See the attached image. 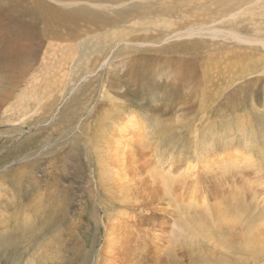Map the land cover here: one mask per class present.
Instances as JSON below:
<instances>
[{"label": "rangeland", "instance_id": "obj_1", "mask_svg": "<svg viewBox=\"0 0 264 264\" xmlns=\"http://www.w3.org/2000/svg\"><path fill=\"white\" fill-rule=\"evenodd\" d=\"M97 1H104L107 8L0 0V264H98L114 200L99 181L90 140L108 127L110 117L128 110L135 114L136 123H147L150 128L146 131L162 141L166 155L173 150L174 155L192 157V149L211 138L224 144V171L227 168L236 178L244 177L236 181L232 173L224 172L228 175H224V186L229 184L224 188L231 194L224 192V213L228 211L224 215V264H264V249L254 246L256 236L248 232L252 224L264 219V64L255 62L264 51L257 46L253 51L235 47L224 33L235 30L245 37L264 39V0H192L199 8L188 19L179 17L180 13H155L154 6L148 8L136 0L125 7H117L125 0ZM223 17L227 20L220 22ZM164 19L172 23L153 25ZM210 24L222 31L217 44L208 36H195L170 41L159 49L145 47L138 52L140 62L134 61L128 69L136 50L122 47L115 49L116 58L96 71L86 73L80 63L107 42L145 41L151 34L158 40ZM176 43L183 44L176 45L173 54L166 53ZM236 55L254 60L255 68L250 66V70L257 72L232 85L229 75L235 73ZM95 57L96 53L89 62L94 64ZM73 58L76 62L72 64ZM63 63L67 89L63 100L56 95L53 103L32 100L33 95L46 91L40 85L54 78L51 74ZM208 69L210 75L218 71L226 79L224 87H205ZM221 88L224 92L218 95ZM23 100L28 101L32 114H20L26 105L16 108ZM127 125L130 131H137L129 120ZM245 153L251 155L254 165L243 159ZM237 158L244 164V168L238 167L241 173L230 167ZM228 177L235 183L226 182ZM214 195H210L213 202ZM116 203L113 205H119ZM115 210L121 214L123 208ZM240 210L252 223L245 229L227 226ZM187 254L175 264H199L204 259L194 257L196 261Z\"/></svg>", "mask_w": 264, "mask_h": 264}, {"label": "bare ground", "instance_id": "obj_2", "mask_svg": "<svg viewBox=\"0 0 264 264\" xmlns=\"http://www.w3.org/2000/svg\"><path fill=\"white\" fill-rule=\"evenodd\" d=\"M46 1L51 2V3L55 2L56 4L60 6L72 7V6H76L82 3L87 6L86 8H90V9H106L107 8V5L105 4L104 1H97V0L96 1L94 0H46ZM131 1L133 0L122 1L117 4V7H125ZM136 1L141 2L142 4H145V6L148 8H149V5L154 6L155 13H160V14H165V15H169L172 13H180L179 17H186L187 19L194 17V16H190V14L192 12L194 13V10L199 8L195 3L192 2V0H172V1L170 0H136ZM229 15H232V14H229ZM224 20H227V18H224V17L221 18L220 22H224ZM168 23H172L171 20L164 19L162 21L154 23L153 25L154 26L167 25ZM221 33L222 31L217 30L216 28H214L213 24H210V25H202L199 28L191 27L187 30H181L179 32L169 34L162 38H158V40L153 39L156 36L152 34L147 37L145 36L146 37L145 41H132L129 39L127 40L120 39V40L113 41L111 43L110 42L104 43L101 46L98 45L93 50V53L89 54L88 55L89 57L88 58L86 57V60L82 59L80 63L82 62V65H84V68L86 69L85 70L86 73H90L91 71H96L97 69L105 67L110 59L114 57L116 58L117 55L114 56L115 49L122 47L123 48L122 50H130V49L136 50L133 54L134 56L129 58V60L131 59L132 60L127 65V69H128L129 67L132 66L134 61L140 62L141 56L138 55V52L145 47L155 48L156 46H158L157 48L159 49L161 45H164L165 43L168 44L170 41L182 42V40L184 39H191L195 36H200V37L208 36L211 38V42H214L215 44L216 40L220 39ZM224 33H225V40L233 43L235 47H242V48L244 47L246 50L253 51V48L257 46L263 49L264 51V39L262 38L245 37V36H242L241 33L235 30H229ZM149 39H151L152 41ZM182 44L176 43L171 49H169V51H166V53L173 54L176 45L181 46ZM62 49L64 50L65 48L62 47ZM183 52L187 53L189 51L184 50ZM94 53L97 54V57L94 58V64H92L89 61L91 60L92 62ZM112 53H113V57L111 56ZM58 57L60 56L58 55ZM66 58L68 59V57ZM245 58L244 57L240 58L238 57V55H236L235 60H233L234 62L232 65L236 63V65L234 66L235 76L232 75V73L231 75H229V80L232 82V85L233 83H236L237 81H242L244 78L253 75V72H257L256 71L257 69L252 70V71L250 70L251 69L250 66L255 68L252 64L254 60H250L248 62L246 61ZM70 62L73 64L76 62V60L73 58ZM223 62H224V59L222 63ZM255 62H262L264 64V56L262 58H256ZM53 68L55 69V67ZM209 69H208V72H209ZM262 70H264V67ZM54 71H57V67ZM65 71H66V64L63 63L59 67L57 73L55 72V74H51V75H54V78L51 77L52 79L50 78V80L48 81L45 80L46 81L45 85H40L41 86L40 89L46 87V91H44L41 95L37 93L36 95H33L32 97H31V93L30 94L28 93L29 97H31L32 100H35L36 102H41V103L44 101L50 103L54 101V98H56V96L58 100H60V98L61 100H63L64 95L67 92V89L65 87L66 81L64 78ZM51 73H54V72H51ZM60 73L61 75L63 74V76H61ZM210 73L211 72H209L208 77L205 82L206 84H208V85L205 84L206 88H210L211 85H214V86L218 85L220 87L225 86L224 85L225 78L220 77V74L218 71H214V74L212 75H210ZM215 74L217 75L219 74V78H217L216 81L213 82ZM33 89L34 90L36 89L35 85ZM222 92H224V88H221V90H219L218 95ZM27 103H28L27 100H23L20 104L16 105V108L18 109H21V107L26 105V110L20 111V114H22L23 116L32 114L31 113L32 111L30 110V105L28 106ZM16 108L15 110L17 111ZM128 120L130 121L131 126L132 125L137 126V131H134L133 129L132 131H130L131 129L129 130L128 125H127ZM137 120L138 119L136 118L135 114H133L131 111L129 112V110L123 113H118L117 117L113 116L109 118V121L106 124L108 127H104L102 132H100L93 140H90L92 144V149L94 150V153H95L94 155L95 165H97V168L99 171V177H100V178L98 177L99 181H101V184L107 188L106 190L108 191V195L111 197L109 199L114 200V202L111 200L113 207L111 208L109 207V209L111 210V214H110L111 216L109 217V222L105 224V226H107V234H106L103 246L102 247L100 246L101 248L99 250L98 257H97L98 264H169V262H171L170 259H172L173 261L172 264H175L176 261L178 263L179 257L180 259L181 257L182 258L184 257L185 252L189 253V255L192 256L193 258L196 257L197 259H201L203 257L204 259L201 260L199 264H211V261L216 262V264H224V244H227V243H224V236H226L224 235L225 234L224 230H226L224 228V225H226L224 224V215L225 216L228 215L227 214L228 211L224 213V211L227 210V209H224V198L229 193L228 192L229 190L227 191L226 189L229 184L226 185L225 183L226 186H224V181H225L224 178H227V177H224L225 175L224 172H226V174L228 175L229 173H232L233 177L236 175L234 171L228 173L227 168H226V171H224L225 170L224 159L227 155L226 151L224 152V146H223L224 144L220 145L217 141H214L211 138L210 139L211 141H209L208 139H207L208 141H204V142L201 141L203 143L200 146L194 145V147L195 146L196 147L192 149V154H193L192 157H185L183 154L174 155V153L172 152L173 150L169 153L165 149L168 152V154L166 155V153L162 151L164 150L161 147L162 141L159 142L151 138L148 132L146 131L148 128H150L149 126H147V123L144 124L143 121L141 123H136L135 121ZM85 132H88V131H85ZM195 133L197 134V132ZM87 135L88 134H86V136ZM162 137L160 139H162ZM194 139H195V142H198L199 140L198 137H195ZM192 147H193V144H192ZM242 156H243V159H246L247 162L249 161L250 163V160L252 158L250 154L245 153V154H242ZM89 161L91 162L92 160H89ZM226 163L228 162H225V164ZM242 163L240 164L241 167L244 166V164ZM244 163H246L245 160H244ZM252 163L253 161L250 164ZM250 164L249 166H251ZM245 166H248V165H245ZM226 167H229V166H226ZM230 167L232 166L230 165ZM228 169L230 170V168ZM238 169L239 171L242 170L241 168H238ZM244 170H247V169H244ZM236 171L237 169L235 170V172ZM228 175H225V176H228ZM230 177H228V179ZM239 177L236 178L235 176L234 178L237 181V179L241 180L243 176L240 177V179ZM231 178L229 180H226V182L229 181L230 183V180H232ZM232 181L230 184H232ZM166 185L172 186L175 193L181 196L182 198H186L190 196L193 192H196L198 194V198L207 196L209 204L203 209L194 210L190 213V215L193 218L194 223H199L203 225L201 229V238L197 240L195 243L189 246H186L181 250L174 251L167 255H164L161 253V244L158 243L156 238L153 236L152 229L155 226L160 225L162 222L167 221L169 218L168 213H167V207L170 201L166 200L164 197ZM1 189H0V198L2 197ZM224 192L225 193L227 192L225 196H224L225 194ZM212 194H215L214 196H216V199L214 198L215 199L214 202H213V198L211 199L210 197V195ZM228 195H231V194H228ZM103 198L105 197L103 196ZM233 201L234 200H231L232 203ZM101 202L103 203L104 201L102 200ZM116 202H119V205H113L114 203L117 204ZM235 206H236V202H235ZM116 207L123 208V211L121 212V214L119 212H118L119 215H117L118 214L117 212L115 213ZM231 207L233 206L231 205ZM60 208L62 210L65 209V208L63 209L62 207ZM235 209L236 207L234 208L233 211H235ZM0 217H2V215H0ZM250 223L252 222L249 219L246 220L244 212L241 211L238 213V215L234 213V217H232L231 220L228 221V224H231V225H227V226L229 227L234 226L235 228L236 227L239 228L242 226V228H244V226L246 225L249 226ZM249 228H250V231L248 232L252 234L250 235L256 236L254 246L260 249H264V245H260L262 243L264 244V219L263 220L261 219V221H259V223L256 225L252 224L251 227ZM241 232H242V229H241ZM237 233H239V230ZM228 234H230V232ZM232 235L234 236V234ZM237 236L239 237L238 234ZM246 237L245 238L248 241V236ZM232 240L233 242H235L234 239ZM249 240L253 243L251 239ZM238 241H241V243H243L242 240H240V238L237 240V242ZM256 245H259V246H256ZM230 248L228 251H230ZM235 248L237 249V247ZM231 252L234 253V251L232 250ZM191 258L189 261L192 260ZM196 258H194V260L197 261ZM255 258H258V257H255Z\"/></svg>", "mask_w": 264, "mask_h": 264}, {"label": "clouds", "instance_id": "obj_3", "mask_svg": "<svg viewBox=\"0 0 264 264\" xmlns=\"http://www.w3.org/2000/svg\"><path fill=\"white\" fill-rule=\"evenodd\" d=\"M242 161L237 158L232 163L236 170ZM164 197L170 201L167 207L168 220L152 229L153 236L161 244V253L167 255L195 243L201 238L202 224L194 223L190 213L205 208L208 204L207 196L198 198L193 192L182 198L175 193L172 186L166 185Z\"/></svg>", "mask_w": 264, "mask_h": 264}]
</instances>
